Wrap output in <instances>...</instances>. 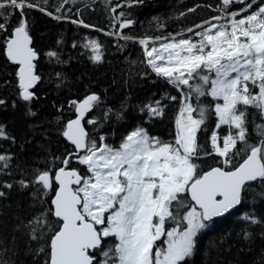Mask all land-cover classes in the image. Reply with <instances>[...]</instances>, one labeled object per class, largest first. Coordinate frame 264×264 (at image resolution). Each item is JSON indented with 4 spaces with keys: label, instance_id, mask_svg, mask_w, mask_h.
Segmentation results:
<instances>
[{
    "label": "snow or ice",
    "instance_id": "6c2138e0",
    "mask_svg": "<svg viewBox=\"0 0 264 264\" xmlns=\"http://www.w3.org/2000/svg\"><path fill=\"white\" fill-rule=\"evenodd\" d=\"M233 2L221 0V12L225 15L212 19L226 22L204 21L208 27L194 33L198 39L156 37L159 46L153 44L151 48L152 37L139 41L152 71L177 88L187 86L176 119L174 142L150 137L145 129L137 127L117 148L98 145L96 140L89 139L82 121L99 101V96L92 94L80 102L72 101L78 116L68 121L63 135L77 149V153L69 156L78 158L90 175L81 176L75 169L66 170V167H59L55 173L45 170L37 175L34 182L44 189H52L53 183L58 182L51 201L54 208L42 212L27 226L30 238L38 244L36 254L45 256L43 264H187L197 250L198 235L213 218L241 204L249 182H264V131L256 143H249L247 126L248 106L264 114V5L237 19L239 13L227 11ZM37 6L27 0H0V17L9 8L21 12L19 26L14 28L6 47L8 58L20 65V95L26 102L33 99L30 89L40 77L34 72L33 60L37 54L29 47L31 38L23 10ZM124 16L121 12L116 18L121 29L134 22L126 17L121 20ZM4 29L5 25L0 24V30ZM187 31L192 33L193 29ZM84 46L92 50L90 58L94 62L103 61V51L97 41L90 40ZM192 81L198 82L190 83ZM193 93L222 100L215 103L216 128L228 126L226 135L221 137L213 131L210 138L213 151L223 157L222 166L201 171L198 177V165L193 160L199 159L202 151H198L197 133L205 123L206 113L204 107H193ZM4 103L0 99V105ZM156 105L148 106L150 114L163 115L159 101ZM194 112L199 118L193 116ZM0 137L14 139L8 136L2 124ZM103 139L100 137L101 141ZM238 143L241 144L239 149ZM234 156H241L242 162L233 164ZM7 159L9 157L0 155V161ZM61 163L67 166L69 159ZM224 166H228V170ZM20 183L23 185L24 181ZM73 184L78 187L73 188ZM183 193H190L194 203L177 219L180 214L174 215L173 202H177L178 207L183 206L180 198ZM3 195L0 192V196ZM49 213L58 219L48 220ZM167 220L173 221L175 226L166 229ZM244 238L249 239L250 234L245 233ZM105 240H114L106 250L102 247ZM260 264H264V256Z\"/></svg>",
    "mask_w": 264,
    "mask_h": 264
},
{
    "label": "trees",
    "instance_id": "16d2710c",
    "mask_svg": "<svg viewBox=\"0 0 264 264\" xmlns=\"http://www.w3.org/2000/svg\"><path fill=\"white\" fill-rule=\"evenodd\" d=\"M27 2L38 5L23 10L28 34L38 53L35 68L40 77L30 102L23 101L17 66L6 56L7 40L19 26L21 12L9 8L0 17V24L5 25V29L0 30V99L5 101L0 105V124L5 126L8 136L14 138L0 137V155L9 157L0 161V192L4 193L0 196V264H43L45 256L36 254L38 244L30 238L27 226L42 212L53 208L51 201L57 185L54 182L52 189H44L34 182L40 172L51 170L55 173L63 166L61 161L68 158L69 168L79 169L84 176L90 175L78 158L69 156L74 154L75 148L63 135L68 121L78 116L72 101L80 102L92 94L99 96V101L94 103L84 119L89 139L96 140L98 145L103 143L117 148L137 127L145 129L150 137L174 142L176 119L187 86L177 88L152 71L147 64L144 46L139 41L152 37L149 42L151 48L153 44L159 46L160 41L155 40L156 37L171 35L178 40L192 36L197 39L194 33L208 26L204 21L217 23L224 20L212 18L225 15L221 12V0ZM263 3L264 0H234L227 11L239 13L237 17H240ZM248 4L252 7L248 8ZM113 8L115 12H112ZM241 9L245 11L241 12ZM49 12L52 15H48ZM121 12L125 14L121 20L126 17L134 21L123 29L116 20ZM81 20L87 27L79 23ZM197 25L201 27L197 28ZM190 28L192 33L187 31ZM122 36L130 39L125 40ZM90 40L101 45L103 61L100 63L90 58L92 50L84 46ZM157 101L163 108V115L150 116L148 106H157ZM191 101L197 106L202 104L206 113L205 123L197 133L198 151H202L200 158L194 159L200 164L199 176L201 171L222 166L223 159L213 153L209 139L215 130L221 137L226 135L228 126L216 128L215 98L193 93ZM247 126L248 142L256 143L264 131V114L248 106ZM100 137H104L103 141ZM240 147L238 143L237 148ZM204 152L212 154L207 156ZM239 162H242L241 156H234L233 164ZM224 167L228 170V166ZM21 181H24L23 185ZM8 184L12 187H6ZM47 219L56 221L58 218L49 213ZM262 221L264 182H250L239 207L213 220L201 231L195 255L187 264H260L264 256ZM245 233L250 234L249 239L244 238ZM113 242L105 240L102 247L106 250Z\"/></svg>",
    "mask_w": 264,
    "mask_h": 264
},
{
    "label": "rangeland",
    "instance_id": "374dc122",
    "mask_svg": "<svg viewBox=\"0 0 264 264\" xmlns=\"http://www.w3.org/2000/svg\"><path fill=\"white\" fill-rule=\"evenodd\" d=\"M262 5H264V3L263 4H261V5H259L256 9H254L252 12H255L256 10H258V8L260 7V6H262ZM252 12H250V13H248V14H251ZM248 14H246V15H248ZM237 19H239V18H241V16L240 17H236ZM76 22V21H75ZM226 22V20H224V21H220V22H217V23H225ZM84 24V23H83ZM82 24V25H83ZM208 27V26H207ZM198 39V38H197ZM195 40V39H194ZM216 100V99H215ZM217 102H220V103H222V100H220V101H217ZM191 103H192V105H193V107L194 108H199V107H202L203 105L201 104L200 106L198 105H195V103H193L192 101H191ZM204 104V103H203ZM153 107H156V106H153ZM149 112V111H148ZM149 114H150V112H149ZM150 116H152L151 114H150ZM193 116L195 117V118H199L198 117V113L197 112H194L193 113ZM176 131H177V127H176ZM83 154V153H82ZM193 162L194 163H196L197 165H198V169H197V176H198V173H199V170H200V164L199 163H197L196 161H194L193 160ZM196 177H194V179H195ZM186 194H188V193H183V194H181V200H183L184 201V204H183V206H177V202H173V207H172V210H173V213H174V215L177 213V212H179V216H177V219H179L180 218V216H182L183 214H185L186 213V211L188 210V205H190V203H189V200H188V197H187V195ZM175 226V223L173 222V221H171V220H167L166 221V224H165V228L166 229H170L171 227H174ZM209 227V226H208ZM162 240H165L166 239V237H162L161 238ZM114 241V240H113ZM158 244L160 243V241H158L157 242Z\"/></svg>",
    "mask_w": 264,
    "mask_h": 264
},
{
    "label": "water",
    "instance_id": "95a60500",
    "mask_svg": "<svg viewBox=\"0 0 264 264\" xmlns=\"http://www.w3.org/2000/svg\"><path fill=\"white\" fill-rule=\"evenodd\" d=\"M14 34V31L12 32V35ZM11 35V36H12ZM11 38V37H10ZM31 38V37H30ZM29 47H31L34 51H35V49L33 48V45H32V38H31V43H30V45H29ZM36 52V51H35ZM36 58L33 60V64L35 65L36 64V61H37V59H38V53L36 52ZM6 56H7V47H6ZM7 58H8V56H7ZM9 59V58H8ZM10 60V59H9ZM14 65H16L17 66V71H18V73H19V69H20V65L18 64V63H16V62H13L12 60H10ZM34 72H35V75H37L38 76V74H37V72H36V68L34 69ZM18 78H19V75H18ZM39 81H37L33 86H32V88L30 89V91H32L33 92V90H34V88H35V86L37 85V83H38ZM91 111V109L85 114V117L89 114V112ZM85 117H84V119H85ZM77 118V117H76ZM75 118V119H76ZM84 119H83V121H82V124H83V126H84V129H85V131H87V129H86V127H85V125H84ZM74 120V119H73ZM65 139L71 144V145H73L72 144V142L70 141V140H68V138L67 137H65ZM74 146V145H73ZM74 148H75V146H74ZM75 153H77V149L75 148V152H74V154ZM80 154H82V151L80 152ZM62 167H66V170H71V169H75L76 171H78L79 173H80V175L81 176H84L81 172H80V170L79 169H76V168H69L68 166H65V165H63ZM216 167H219V166H216ZM225 170H227V169H225ZM58 171V170H57ZM208 171V170H207ZM56 183V185H57V187H56V190H58V182H55ZM250 183V182H249ZM72 187L73 188H76V187H78L77 185H75V184H73L72 185ZM188 195H189V197H190V193H188ZM219 198V197H218ZM53 199H54V196H53ZM190 199H191V197H190ZM194 203V202H193ZM240 205V204H239ZM239 205H236L233 209H230L229 210V212H227V213H224V214H222L221 216H219V217H215V218H213V220H216V219H219V218H222V217H224L225 215H227L228 213H230L231 211H233L234 209H236V208H238L239 207ZM53 208H54V205H53Z\"/></svg>",
    "mask_w": 264,
    "mask_h": 264
},
{
    "label": "built area",
    "instance_id": "2783aa9c",
    "mask_svg": "<svg viewBox=\"0 0 264 264\" xmlns=\"http://www.w3.org/2000/svg\"><path fill=\"white\" fill-rule=\"evenodd\" d=\"M211 138V137H210ZM210 142H211V139H210ZM221 146H222V143H221ZM215 153V152H214ZM216 154V153H215Z\"/></svg>",
    "mask_w": 264,
    "mask_h": 264
},
{
    "label": "bare ground",
    "instance_id": "6f19581e",
    "mask_svg": "<svg viewBox=\"0 0 264 264\" xmlns=\"http://www.w3.org/2000/svg\"><path fill=\"white\" fill-rule=\"evenodd\" d=\"M83 25H86V24H83ZM90 29V28H89Z\"/></svg>",
    "mask_w": 264,
    "mask_h": 264
}]
</instances>
